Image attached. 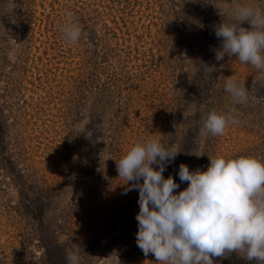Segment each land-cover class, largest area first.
Returning a JSON list of instances; mask_svg holds the SVG:
<instances>
[{
  "label": "rangeland",
  "instance_id": "rangeland-1",
  "mask_svg": "<svg viewBox=\"0 0 264 264\" xmlns=\"http://www.w3.org/2000/svg\"><path fill=\"white\" fill-rule=\"evenodd\" d=\"M208 2L228 22L237 4L264 9V0H0V264H46L6 157L46 199L43 221L61 242L69 243L66 231L82 243L99 239L79 250L82 264H158L129 238L138 202L117 229L103 228L134 192L115 160L136 141L189 144L163 173L179 190L187 187L181 163L194 170L207 167L208 155L264 160V97L252 90L264 80L235 57L202 59L195 6ZM69 14L82 28L75 44L61 32ZM229 76L247 87V103L225 91ZM213 109L235 122L202 137L201 111Z\"/></svg>",
  "mask_w": 264,
  "mask_h": 264
},
{
  "label": "clouds",
  "instance_id": "clouds-1",
  "mask_svg": "<svg viewBox=\"0 0 264 264\" xmlns=\"http://www.w3.org/2000/svg\"><path fill=\"white\" fill-rule=\"evenodd\" d=\"M247 25V26H245ZM63 38L78 43L82 28L69 14ZM220 47L217 61L235 57L251 65L264 80V9L251 4L232 8L229 22L215 27ZM224 89L238 104L248 101V89L229 76ZM187 118V114H185ZM200 135H223L234 117L216 110L201 111ZM181 149L166 148L156 136L133 143L117 160L118 177L138 190L136 244L158 264H214V258L238 255L264 264V160L254 156L208 155L206 168L179 165L180 189L172 175L163 173ZM126 194V193H125ZM66 264H82L79 248L67 249Z\"/></svg>",
  "mask_w": 264,
  "mask_h": 264
},
{
  "label": "trees",
  "instance_id": "trees-1",
  "mask_svg": "<svg viewBox=\"0 0 264 264\" xmlns=\"http://www.w3.org/2000/svg\"><path fill=\"white\" fill-rule=\"evenodd\" d=\"M195 15L198 23L197 34L199 38V49L198 51L202 55V59H206L212 53L215 52L216 49L220 47V39H218L215 35V27L219 25L221 21H225L221 18L219 9L212 3H205L203 5L195 6ZM254 95L257 97H264V85H260L259 82L253 83L252 88ZM1 112V111H0ZM4 123L2 121V115H0V131H3ZM89 127L95 129L94 126ZM1 133V132H0ZM91 133H93L91 131ZM95 138V134L92 135ZM166 148L170 147L171 143L166 141L162 143ZM189 144L183 143L179 147L181 151V155L186 153L189 150ZM4 147L3 135L0 134V150ZM5 158V157H3ZM177 160V159H176ZM5 169L8 175L12 178L13 183L17 187V192L19 194L20 203L23 205L22 210L24 214H28L31 218L34 219L37 225L40 246L43 251V258L46 261V264H66L65 261V253L67 249H76L79 248L80 251L83 249L85 251L89 250L94 244L99 242L98 240H94L93 242H81L75 239V237L66 231L65 233L69 236V243L61 242L55 232L52 230V227L49 223L43 221L42 214L44 213V209L46 206V199H43L42 195L36 194L32 186L28 185L25 179L23 178L24 173H22L15 164L8 158H5ZM90 166V165H89ZM170 166V165H169ZM173 166V165H172ZM176 166L178 167V161H176ZM139 192L138 190H134L125 203L122 205H118L110 219L107 220L104 230H112L117 229L119 219L125 214L128 210L135 206V203L138 202ZM138 231V228L129 231V238H134ZM135 240V239H133ZM94 243V244H93ZM219 264H255L253 262H247L241 259L238 255L232 254L226 258H220Z\"/></svg>",
  "mask_w": 264,
  "mask_h": 264
}]
</instances>
